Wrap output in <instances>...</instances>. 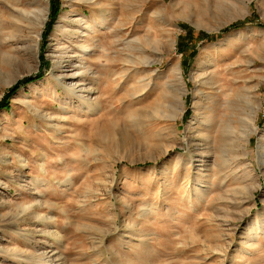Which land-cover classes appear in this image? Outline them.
Masks as SVG:
<instances>
[{
	"label": "rangeland",
	"instance_id": "obj_1",
	"mask_svg": "<svg viewBox=\"0 0 264 264\" xmlns=\"http://www.w3.org/2000/svg\"><path fill=\"white\" fill-rule=\"evenodd\" d=\"M38 3L0 0V264H264V0Z\"/></svg>",
	"mask_w": 264,
	"mask_h": 264
},
{
	"label": "bare ground",
	"instance_id": "obj_2",
	"mask_svg": "<svg viewBox=\"0 0 264 264\" xmlns=\"http://www.w3.org/2000/svg\"><path fill=\"white\" fill-rule=\"evenodd\" d=\"M40 1L41 0H34L35 4H37L38 2L40 3ZM32 2H33V0H32ZM30 6H32V5H30ZM39 6H41V5L39 4ZM27 7H28V5H27ZM34 7H36V6H34ZM43 12L44 11L37 9V8L31 9V10L15 9V10L11 11V16L9 18H11V20H14L13 24L16 22L19 24H23V23L27 22L29 24V22H30V20L28 18L29 16H33L36 20H40V16L43 14ZM4 13H6V11ZM0 14L2 15L3 13L0 12ZM87 22H86V24H87L86 25V35L99 33L101 30V27L103 25H105L104 19H100V20L93 19L90 22H88V23ZM39 24H41V22ZM5 25L6 24L4 21H0V31L4 30ZM9 38H14V37L13 36H9V37L5 36V39H9ZM94 42H95V40H94ZM114 42H116V41H114ZM85 49H86L85 51H90V50H93L94 47L91 44L89 47H86ZM37 50H38V46L35 48V54H37ZM87 54L88 53H86V55ZM101 54H102V52L100 53V55ZM103 56L107 57L105 54H103ZM127 58H129V57H127ZM99 59H102V56L99 57ZM173 73H175V77L180 75L178 67H174ZM255 77H258V75H256ZM223 81L224 82H222V83L224 86H221L218 89V92L220 94V99H221V103L219 105L220 117H219L217 123H210L209 121L204 123V127L209 129L210 133L214 132V134L216 136L215 139H214V136H211V137L206 136L205 138L207 140H213V141H215L216 138H219L221 140V143H222L220 146V150H221L220 152L222 154L225 152L228 140H230L234 135V131H235L234 127H233L234 124L238 123L239 125H241L244 123L245 125L248 126V128L251 132L256 131L255 117L259 111L258 97H257L253 88H248V87H246L247 84H245V86H239L236 89H233V87H231V86H229V87L226 86V84H228L227 80L223 79ZM178 104L179 105L181 104V100L178 101ZM244 107L248 108L249 112L245 116H243V119H241V118H239V116L241 115L240 110L244 109ZM175 118H176V116L174 117V119Z\"/></svg>",
	"mask_w": 264,
	"mask_h": 264
}]
</instances>
